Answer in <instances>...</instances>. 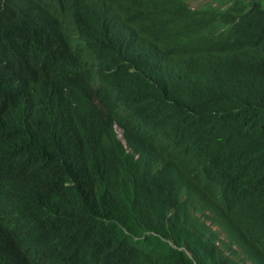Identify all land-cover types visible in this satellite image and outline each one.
<instances>
[{"label": "trees", "instance_id": "obj_1", "mask_svg": "<svg viewBox=\"0 0 264 264\" xmlns=\"http://www.w3.org/2000/svg\"><path fill=\"white\" fill-rule=\"evenodd\" d=\"M0 264H264V0H0Z\"/></svg>", "mask_w": 264, "mask_h": 264}, {"label": "rangeland", "instance_id": "obj_2", "mask_svg": "<svg viewBox=\"0 0 264 264\" xmlns=\"http://www.w3.org/2000/svg\"><path fill=\"white\" fill-rule=\"evenodd\" d=\"M193 6H202L208 3H213L214 5L221 4L224 0H188Z\"/></svg>", "mask_w": 264, "mask_h": 264}]
</instances>
